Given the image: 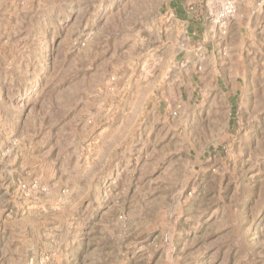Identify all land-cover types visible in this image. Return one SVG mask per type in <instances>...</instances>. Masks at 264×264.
I'll use <instances>...</instances> for the list:
<instances>
[{"label": "rangeland", "instance_id": "1", "mask_svg": "<svg viewBox=\"0 0 264 264\" xmlns=\"http://www.w3.org/2000/svg\"><path fill=\"white\" fill-rule=\"evenodd\" d=\"M174 1L0 0V264H264V26Z\"/></svg>", "mask_w": 264, "mask_h": 264}, {"label": "crops", "instance_id": "2", "mask_svg": "<svg viewBox=\"0 0 264 264\" xmlns=\"http://www.w3.org/2000/svg\"><path fill=\"white\" fill-rule=\"evenodd\" d=\"M193 2H197L199 0H192ZM190 0H176L173 3L174 11L176 12L173 24L177 27L181 25L183 29V39L186 40L187 49H184V53H192L193 51H198L205 49L208 52L209 48L214 46V38L222 34H227V30L222 31V28L217 27L216 25H210L207 23L206 17L199 10L200 7H197L196 10L185 9L187 5H189ZM236 4L238 10L243 12L245 6H247V18L246 26L250 25L251 21L258 23L259 25L264 26V0H236ZM203 7V6H202ZM206 10V9H205ZM203 12V11H202ZM243 14V13H242ZM231 25L230 30L231 31ZM225 36V35H224ZM227 45V44H226ZM198 47V48H197ZM213 53L212 51H210ZM191 55V54H190ZM211 58L214 59L213 54H211ZM195 64V61H192ZM216 62V61H214ZM212 73V88L209 96H211L215 101L218 100L220 94L223 95L224 103L228 108V112L226 116H233V103L242 96V92L239 87H235L229 82V78H225L219 72V64L214 63L211 67ZM207 78V76H206ZM221 79L229 86L228 91H222L220 88ZM214 82V83H213ZM214 87V88H213ZM222 92V93H221ZM208 97V96H207ZM212 99V100H213ZM230 124V121H229ZM230 126V125H229Z\"/></svg>", "mask_w": 264, "mask_h": 264}, {"label": "built area", "instance_id": "3", "mask_svg": "<svg viewBox=\"0 0 264 264\" xmlns=\"http://www.w3.org/2000/svg\"><path fill=\"white\" fill-rule=\"evenodd\" d=\"M236 13V0H224L222 8L214 20L215 25L224 29L226 23L233 18Z\"/></svg>", "mask_w": 264, "mask_h": 264}]
</instances>
